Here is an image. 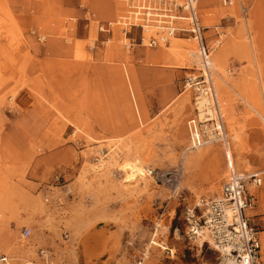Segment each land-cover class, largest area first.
I'll list each match as a JSON object with an SVG mask.
<instances>
[{
  "label": "rangeland",
  "instance_id": "obj_1",
  "mask_svg": "<svg viewBox=\"0 0 264 264\" xmlns=\"http://www.w3.org/2000/svg\"><path fill=\"white\" fill-rule=\"evenodd\" d=\"M104 1L0 0V264H215L186 238L184 212L219 194L230 165L264 171V0L193 1L228 91L225 140L197 148L185 86L202 80L200 45L199 67L185 58L188 31L170 36L183 45L171 53L130 14L109 29L89 11ZM181 4L163 14L184 15Z\"/></svg>",
  "mask_w": 264,
  "mask_h": 264
},
{
  "label": "built area",
  "instance_id": "obj_2",
  "mask_svg": "<svg viewBox=\"0 0 264 264\" xmlns=\"http://www.w3.org/2000/svg\"><path fill=\"white\" fill-rule=\"evenodd\" d=\"M193 1L182 0L180 8L187 14L190 34L198 35L201 60L204 67L209 69V54L202 43L201 26L194 10ZM175 31V28L168 27L164 35L170 37ZM154 44L155 40L152 39L149 45ZM192 81V79H188L186 84L190 83L191 86V84L202 82L203 79L199 82ZM206 123L212 124L213 121L210 120ZM202 124L198 120V116L196 121L192 120L190 123L193 131L198 130L201 144L205 139L210 140L204 133ZM217 130H212L213 134L218 135ZM197 140L195 144L197 143L196 145L199 146ZM162 178H165L168 183L175 181V175L172 177L165 175ZM248 184L261 188L264 186V176L251 173L246 177H240L230 172L229 177L223 182L218 196L208 200L201 199L194 207L185 209L186 238L198 247L206 246L212 250L216 255L215 264H260V261L264 260V233L251 226L244 214L245 210L253 206L255 201V197L248 193ZM204 233L207 234L206 238L197 244V240L205 236ZM29 234V228L22 230L23 237H27Z\"/></svg>",
  "mask_w": 264,
  "mask_h": 264
},
{
  "label": "bare ground",
  "instance_id": "obj_3",
  "mask_svg": "<svg viewBox=\"0 0 264 264\" xmlns=\"http://www.w3.org/2000/svg\"><path fill=\"white\" fill-rule=\"evenodd\" d=\"M161 19L158 20V23H156V25L163 27V25H161ZM164 28V27H163ZM152 29V28H151ZM144 36H149L150 34H154L155 30H150L145 28L144 30ZM158 32V31H157ZM155 33L154 35H156V37L158 38V43H160V45H162V47H165L166 50H169L171 53H174V51L177 48H182V45H179L178 43H176V39L174 37H169L167 35L161 34V33ZM164 33V32H163ZM192 36V35H191ZM193 38L196 37L198 38V35L192 36ZM145 40V37H143V41ZM169 40V46H165L166 43H163L165 41ZM198 43L196 42V44H192V45H186V47L188 49H190L189 51L185 52V58L187 60V62L191 61L193 63H195L196 65L199 66V59L197 56V52L195 51V49L197 48ZM192 49V51H191ZM184 58V57H183ZM190 62V63H191ZM210 63L211 60L209 59V67H210ZM196 67V66H195ZM200 67V66H199ZM196 69V68H195ZM203 74L201 75L203 81L193 84L194 86V90L196 91V97H195V107L197 110V116H198V120H200V123L202 124V127L204 129V133L210 138V140H204L203 142H205L204 144H201L200 141V137L198 138L199 132L197 134L196 129L193 131L190 122L188 121V129H189V133L193 135L192 141V147H196L197 148V143L195 144L196 139H198L197 141L199 142V146H204L205 144H209L212 143L214 141H223L225 140V134H224V128H223V122L221 120V116H220V111H219V105H218V100L220 101V103L226 102V99L228 98V91L225 90L226 87V83L223 79H221L222 77L219 75L217 69H215L213 66L210 69H206L202 63V67H201ZM222 73V72H221ZM216 76V77H215ZM224 77L227 78V75L224 74ZM193 82V81H192ZM203 84V85H202ZM189 86L190 87V83H187L185 87ZM132 90V89H131ZM130 90V94L132 96V100H133V106H134V110L136 113H138V109H137V105L134 99V95L133 92ZM186 101L190 100V95L188 94L187 97L185 98ZM226 111V110H224ZM212 120L213 123H206L208 121ZM196 121V120H195ZM262 121L264 123V119L262 118ZM211 124V125H210ZM212 128L210 129L209 128ZM217 130V134H213L212 130ZM200 136V135H199ZM212 139V140H211ZM116 156V155H115ZM110 161H115V157L111 156L109 157ZM114 159V160H113ZM100 164L103 166L102 164V160H99ZM127 165V164H126ZM129 172L127 174V178L128 180H131L134 178V174H135V167L136 165H129ZM138 168V167H137ZM229 170L230 172H232L235 176H242V177H246L247 175H244L240 172H243L245 170H238L236 168H234L232 165L229 166ZM139 176L143 177V173L141 171H139ZM229 172V173H230ZM229 173L226 176V178L229 177ZM257 174H261L264 176V172H256ZM250 175V174H249ZM250 188H252V190H255L254 192H251L250 189V193L255 197H256V192L257 190H261V188H256L253 186H250ZM200 202V201H199ZM256 200L254 201L253 206L255 205ZM253 206H251L249 209L251 210L253 208ZM205 236H203V238H200L199 240H197V244H200L203 240L205 239L207 234L204 233ZM118 243V242H117ZM150 244L155 245L156 243L153 242V240L150 242ZM157 246L160 247L159 244H156ZM111 247V246H110ZM117 247V246H116ZM163 248V246H162ZM112 249V248H111Z\"/></svg>",
  "mask_w": 264,
  "mask_h": 264
},
{
  "label": "crops",
  "instance_id": "obj_4",
  "mask_svg": "<svg viewBox=\"0 0 264 264\" xmlns=\"http://www.w3.org/2000/svg\"><path fill=\"white\" fill-rule=\"evenodd\" d=\"M174 2H177V0H107V1L103 2L104 6H101V8H96L95 5H90L89 11L92 12L95 20L105 23V26L109 27V29L111 28L110 22H113V24H115V26H117V25L118 26L124 25L125 27L130 26L129 25L130 23L128 22V18L133 17L134 20H142L143 22H145L144 24H142L143 30L145 28L151 30V28H152V29H155V33L158 31L157 33L163 34V31H164L163 27L158 26L156 24H154V25L149 24L150 21L154 20V19H150V17L157 16L159 18L158 20H160L162 17H166L167 20L161 21V22H165V23H168L170 25H175L176 27H173L176 29L175 33L176 32L180 33L183 31L189 32V29L177 27L180 25V23L178 22L179 20L180 21H187L189 24V20L187 18V14L185 11H183L181 9L182 14H184L182 16H174L173 14L172 15L171 14L170 15L163 14V13H175L174 9H173L174 7L171 8V6H173ZM205 3H207V2L205 1ZM155 4H157V7L154 6ZM94 7H95V9H94ZM158 12H160V13H158ZM128 15H129V17H128ZM196 15H197V12H196ZM197 18H198V16H197ZM158 20H154V21L158 23ZM173 20H175V21H173ZM198 21H199V19H198ZM189 26H190V24H189ZM100 30L105 32V29H103V28H101ZM202 30L203 29L201 28V39L203 41L205 38L202 35L203 34ZM191 40L196 41L199 44V39H197L196 37H194V38L191 37ZM180 45H182V44L180 43ZM148 50H150V49L146 48L145 52H147ZM165 52L168 54V52L166 50H160V52L157 51V53H161V54H164ZM210 68H211V63H210L209 69ZM188 124L189 123H187V125H186V127H187L186 130H187V134L189 137L190 133H189V129H188ZM260 133L258 134L259 136H261ZM211 152L216 156L217 162H220L221 164H223V155H222V152L220 150V147L216 146L214 149L211 150ZM212 153H211V155H212ZM209 157H210V155H206L202 160H200V162H199L200 165L203 167H206V166L208 167L209 166V164H208L209 163ZM260 158L261 157H258L259 163L262 161ZM223 168H224V166L222 167V170H223ZM202 170H204V168H202ZM262 172H264V171H262ZM250 186H252V185L251 184L247 185L249 194H251L249 191ZM261 189L264 191V186L261 187ZM252 191L254 192L255 190H252ZM258 191L259 190H257V192H256L257 194H258ZM218 195H216V196H218ZM255 200L257 202L258 201L259 202L256 203V205H254V207L251 210L249 208L247 210H245L244 214L248 220V223L251 226L257 228V230L264 233V202L260 198L259 199L255 198ZM260 264H264V260L260 261Z\"/></svg>",
  "mask_w": 264,
  "mask_h": 264
}]
</instances>
